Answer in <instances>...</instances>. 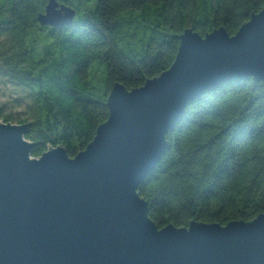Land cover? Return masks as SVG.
Instances as JSON below:
<instances>
[{"label":"trees","instance_id":"16d2710c","mask_svg":"<svg viewBox=\"0 0 264 264\" xmlns=\"http://www.w3.org/2000/svg\"><path fill=\"white\" fill-rule=\"evenodd\" d=\"M47 1L0 4V78L28 96L22 115L0 105V121L27 125L34 158L58 146L69 157L84 150L108 117L112 85L131 90L166 71L185 29L203 36L224 28L232 36L264 7V0H93L79 21L50 27L37 22ZM94 63L101 88L90 78ZM166 141L137 189L158 228L224 226L264 214L261 82L232 79L206 91L187 104Z\"/></svg>","mask_w":264,"mask_h":264},{"label":"water","instance_id":"95a60500","mask_svg":"<svg viewBox=\"0 0 264 264\" xmlns=\"http://www.w3.org/2000/svg\"><path fill=\"white\" fill-rule=\"evenodd\" d=\"M74 15L48 0L37 22ZM246 77L264 85V7L232 36L185 29L166 71L131 90L115 82L106 121L74 157L58 146L34 158L27 125L0 121V264H264V214L158 228L137 191L187 104Z\"/></svg>","mask_w":264,"mask_h":264},{"label":"rangeland","instance_id":"374dc122","mask_svg":"<svg viewBox=\"0 0 264 264\" xmlns=\"http://www.w3.org/2000/svg\"><path fill=\"white\" fill-rule=\"evenodd\" d=\"M71 6L75 12L74 22L79 21L83 17V13L86 10V7L93 0L84 1V0H69ZM0 4H3V0H0ZM96 63L92 64L90 68V78L93 79L94 85L97 88H101V80L103 79V72L96 71ZM97 74V77H94V74ZM26 92L18 87L9 83L3 78H0V105L3 106L5 113L21 114V111L24 109L26 103H28ZM22 115V114H21Z\"/></svg>","mask_w":264,"mask_h":264}]
</instances>
